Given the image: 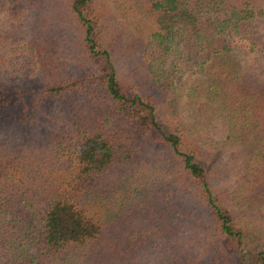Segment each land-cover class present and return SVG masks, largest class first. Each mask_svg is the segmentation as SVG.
I'll use <instances>...</instances> for the list:
<instances>
[{
  "label": "trees",
  "instance_id": "trees-1",
  "mask_svg": "<svg viewBox=\"0 0 264 264\" xmlns=\"http://www.w3.org/2000/svg\"><path fill=\"white\" fill-rule=\"evenodd\" d=\"M191 233L264 264V0H0V264Z\"/></svg>",
  "mask_w": 264,
  "mask_h": 264
},
{
  "label": "rangeland",
  "instance_id": "rangeland-1",
  "mask_svg": "<svg viewBox=\"0 0 264 264\" xmlns=\"http://www.w3.org/2000/svg\"><path fill=\"white\" fill-rule=\"evenodd\" d=\"M226 166H230V163H227ZM228 182V179L225 178ZM223 180V179H221ZM180 214L176 215L175 221L178 222L182 219L179 217ZM180 231H184L183 227L179 228ZM195 234L191 233L190 235H184L183 238H181L180 235H175L170 241H162V242H156L152 244L150 247H147L144 250V254L142 253V259L138 264H175L171 260H167L168 254L172 252L174 249V246L176 243H178V240L181 241L184 245V247H195V244L198 241H194ZM198 244V243H197ZM196 244V245H197ZM166 260V261H165Z\"/></svg>",
  "mask_w": 264,
  "mask_h": 264
}]
</instances>
